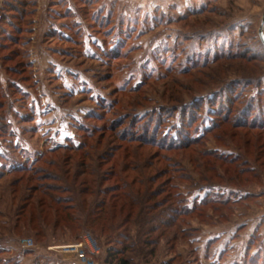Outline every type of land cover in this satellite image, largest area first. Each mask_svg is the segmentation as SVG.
I'll return each instance as SVG.
<instances>
[{
	"label": "rangeland",
	"instance_id": "374dc122",
	"mask_svg": "<svg viewBox=\"0 0 264 264\" xmlns=\"http://www.w3.org/2000/svg\"><path fill=\"white\" fill-rule=\"evenodd\" d=\"M263 12L264 0H0V264L74 262L64 247L84 234L94 264H114L110 251L264 264ZM39 184L85 213L114 200L95 219L105 231L79 229L76 204L68 219L43 210Z\"/></svg>",
	"mask_w": 264,
	"mask_h": 264
},
{
	"label": "trees",
	"instance_id": "16d2710c",
	"mask_svg": "<svg viewBox=\"0 0 264 264\" xmlns=\"http://www.w3.org/2000/svg\"><path fill=\"white\" fill-rule=\"evenodd\" d=\"M261 125H259L260 127ZM118 138V137H117ZM119 139H123L124 141H127V139H130V136H126L123 135L121 137H119ZM62 148V147H61ZM77 147H73V146H64L63 150H72L75 151ZM58 150V149H57ZM71 151V152H72ZM72 158V156H71ZM146 167H150L149 165ZM144 180V179H143ZM146 180V179H145ZM150 181H152V178L149 179ZM136 182V181H133ZM140 185H144V187H146V184H143L142 182H139ZM47 187V189H45ZM126 187H130L131 188V183L130 184H126ZM55 186H45L43 187L42 185H33V191L36 193V198L37 200H35V203H37L38 206H41V208L44 210H47V212H51L53 213V215L58 218H72L71 215L73 216V212L72 211V205L76 204L77 205V209L76 212L78 213V216L82 219V224H80L81 226H78L79 229L81 228H87L90 229L92 231H105V229L107 228L106 226L102 225L99 227V229H96V225H95V219H100L103 218L104 216L107 215V213H109V210L115 205L114 200H111L110 198L107 199H102L101 200V204L98 206V211L101 214H93V210L89 209L87 213L84 212L83 209H81V207H79V200L78 198H75V200H72L68 197L65 196H52L51 193L52 191H56ZM75 193L74 196L77 197V195H80L81 192L80 191H71V193ZM147 198H151L153 196L158 195L157 191H154L152 193H150L149 195H147V193L145 192ZM138 194H136L135 196H137ZM135 196L134 195H130V202L129 205H134L136 204L135 201ZM106 200L108 202V204H106ZM90 206V205H89ZM90 208V207H89ZM142 208H140L138 210V212L141 211ZM132 210L128 211L127 213H131ZM85 213V214H84ZM91 215V217L89 216ZM100 217V218H99ZM66 228V227H65ZM79 237L76 235L75 239H78ZM80 239V238H79ZM78 239V240H79ZM108 255L111 257V260L114 261V264H131L130 260L125 257L123 254H118L117 251H110L108 253Z\"/></svg>",
	"mask_w": 264,
	"mask_h": 264
},
{
	"label": "built area",
	"instance_id": "2783aa9c",
	"mask_svg": "<svg viewBox=\"0 0 264 264\" xmlns=\"http://www.w3.org/2000/svg\"><path fill=\"white\" fill-rule=\"evenodd\" d=\"M20 243L24 246H32V240L29 238L21 239ZM64 248H69L74 253L75 261L65 262L57 259L55 264H94V260L88 254H100V248L90 234H84L78 242L66 245Z\"/></svg>",
	"mask_w": 264,
	"mask_h": 264
},
{
	"label": "water",
	"instance_id": "95a60500",
	"mask_svg": "<svg viewBox=\"0 0 264 264\" xmlns=\"http://www.w3.org/2000/svg\"><path fill=\"white\" fill-rule=\"evenodd\" d=\"M263 21H264V12H263V15H262L261 26L263 25ZM259 36H260L261 41L264 44V37H263L261 31H259Z\"/></svg>",
	"mask_w": 264,
	"mask_h": 264
}]
</instances>
